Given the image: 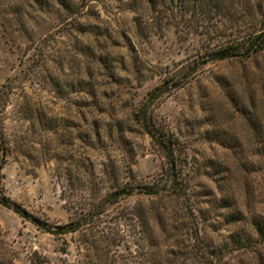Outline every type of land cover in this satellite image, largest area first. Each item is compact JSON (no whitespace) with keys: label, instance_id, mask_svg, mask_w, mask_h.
Segmentation results:
<instances>
[{"label":"rangeland","instance_id":"obj_1","mask_svg":"<svg viewBox=\"0 0 264 264\" xmlns=\"http://www.w3.org/2000/svg\"><path fill=\"white\" fill-rule=\"evenodd\" d=\"M158 2L0 0V264H264V0Z\"/></svg>","mask_w":264,"mask_h":264},{"label":"trees","instance_id":"obj_2","mask_svg":"<svg viewBox=\"0 0 264 264\" xmlns=\"http://www.w3.org/2000/svg\"><path fill=\"white\" fill-rule=\"evenodd\" d=\"M169 6H175L180 8L183 12H188L191 10L188 4V0H167ZM201 3H204L208 6L209 9H217L220 10L222 6V0H198ZM151 3H154V0H151ZM158 3H164V0H159ZM264 51V18L261 22V27L258 30H255L248 36H243L241 38H234L232 41L225 45L217 46L212 52V58L214 59H227L231 57L244 56L250 57L255 53H259ZM148 134L152 137L156 143L162 148H167L170 151L171 155V167H177V158L173 156L175 150H178L179 142L173 138L170 133L160 128V126L152 124V126L148 125L147 128ZM8 155V145L4 136L2 129L0 128V168L3 167L6 162ZM179 169V168H178ZM175 175V174H174ZM3 205L10 207L8 203L3 202ZM16 212H19L18 209L15 208ZM256 230L262 234L264 232V228L262 226L256 227ZM212 257H219L218 254H212Z\"/></svg>","mask_w":264,"mask_h":264}]
</instances>
